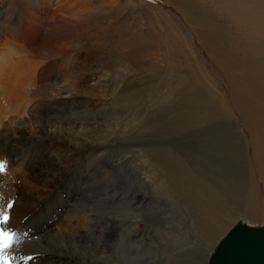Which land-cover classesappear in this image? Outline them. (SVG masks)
Wrapping results in <instances>:
<instances>
[{"label":"rangeland","instance_id":"rangeland-1","mask_svg":"<svg viewBox=\"0 0 264 264\" xmlns=\"http://www.w3.org/2000/svg\"><path fill=\"white\" fill-rule=\"evenodd\" d=\"M260 1L107 0L109 8L101 17L95 16L85 33L88 36H81L93 48L74 49L78 38L70 37L57 43V54L51 59L38 53L40 60L37 61L45 64L40 69L50 75L49 88L44 95L22 100L27 106L23 114L15 115V122L10 126L14 131L13 139L17 141L11 142L6 151L7 142L0 138L4 142L0 143V161L8 163L7 152L12 156L9 160L23 162L22 170L28 169L29 174L38 175L39 170L48 168L42 178H36L40 183L60 180L68 167L75 170L69 182H63L64 186L70 184L79 188L78 196L73 197L72 214L89 211L95 221L92 220L90 230H85V238L68 239L63 234L62 237L54 235L52 241V237L45 238L48 233L40 242L29 244L40 243V246L25 247L26 251H31L29 254L37 249L50 251L57 243L60 244L58 252L65 253L66 257L71 254L66 264H129L131 259L138 264H194V261L208 264L219 240L231 226L237 222L264 224L251 217L254 199L248 196L247 185L253 168L247 164L242 114L236 111L237 104L248 95L221 86L227 83L229 87L228 78L213 69L208 58H202L203 61L196 58L197 43L185 35L186 31L177 28V20L170 14L177 16L176 10L183 17L209 56L227 72L224 73L250 92L254 108L264 104L261 90L264 84V5ZM82 5L81 0H51L46 16L56 23H67L73 12L83 9ZM10 13L4 17L11 22L16 16ZM22 26L27 28L28 23ZM39 26L47 28L44 23ZM13 41L10 45L15 48L17 41ZM30 52L32 49L23 44L21 55L27 61L15 58L19 59L15 67L28 68L36 59ZM33 76L31 70L27 72L26 77L31 81L36 79ZM77 78L83 79L84 85L71 88ZM31 81L27 83L29 91ZM58 90L75 93V100L52 101L49 95ZM35 104V108H29ZM14 107L8 108L9 113L17 109ZM29 109L32 118H28ZM249 112L252 120H264L263 115L253 110ZM3 120L7 122L8 117ZM69 133L80 136L76 144L62 140ZM146 140L167 146H155ZM60 141L61 147L67 150L82 148L83 158L77 154H72L74 158H71L70 153L56 151ZM143 142L145 144L141 145ZM11 171L13 174L6 182L17 190L21 188L23 194L25 177L29 175L17 178L14 170ZM60 189L46 187L44 192L57 193ZM10 190L0 179V203H5V208L12 202ZM67 196L64 194L59 199L65 201ZM42 197L46 202L54 195L44 193ZM214 197L213 203L217 206L214 212L220 210L217 228L212 235L204 229L200 232L199 258L193 259L190 249L187 254H193L192 257L182 255L181 258L177 251L190 247L196 235L190 219L194 224L201 203ZM210 203L207 200L213 207ZM35 204L33 202V207ZM66 208L70 206L62 209ZM12 209L8 210L9 216ZM41 211L37 206L24 219L32 220ZM64 219L63 215L53 219L56 231L60 230ZM2 226L11 229L10 225ZM22 227L30 229L22 224L15 231ZM194 227L199 230L196 224ZM181 244L186 246L179 248ZM175 254L178 257L175 258Z\"/></svg>","mask_w":264,"mask_h":264},{"label":"bare ground","instance_id":"bare-ground-1","mask_svg":"<svg viewBox=\"0 0 264 264\" xmlns=\"http://www.w3.org/2000/svg\"><path fill=\"white\" fill-rule=\"evenodd\" d=\"M20 1H25V3L19 4L14 0H1L0 1V51H1L0 52V70H2L1 71L2 73H0V138H2L3 141L7 142L6 151H8V147L11 145V142L17 141V140L13 139L14 131L12 130V128L10 126H12L13 122H15L16 116H20L21 114H23V110L27 106V104H24L22 102V100L23 99L29 100L30 96L35 97L37 95L38 96L44 95L46 93L47 89L49 88V76L50 75L48 76L47 74H44L43 71L40 69V67L44 68L45 64H42L41 61H37V59L40 58L39 54L42 55L44 58H50L51 56L57 54V47H58L57 43L61 42V40H64V39H67L70 37L78 38V40H77L78 43L77 44L75 43L76 45L74 44V46H75L74 49H79V48H82V49L89 48L90 49V48H93V47H90V45L87 42V39L82 40L83 38L81 36H83V34L87 33V28L90 27L91 23L94 22L95 16L101 17L103 15L104 11L109 8L108 3H106L107 0H100V1L99 0H81V3L83 2V5H82L83 9H80L78 11L73 12L71 14L72 18H71V20H69V22H67V23H63V22L62 23H56L52 18H49L46 16L48 8L51 6V0H20ZM260 2L264 5V1L263 2L260 1ZM160 3L163 5H166L162 2H160ZM261 3L257 5L259 8H260ZM119 10H120V8H119ZM10 12H12V14H15V16H16L15 20L11 21V22L8 21V19L6 17H4L6 14L9 15ZM174 12L177 14V16H175L174 14H172L170 12L169 13L174 17V20L176 19L177 21L180 22L179 23L177 21L176 22L174 21L175 23H177V28L182 29V31H184V32L186 31L185 35H187L191 40H193L197 43V45L195 44L196 50L194 53V55L197 56L196 58H199L201 61H203L205 58H208L209 60H207V62H209L212 65L213 69H216L223 76L228 78L230 88L228 87L227 83L221 85V86H223V88L231 89V90L235 89V90H238V91H236L238 93L244 92V93H247V95H248V97H243L241 102H239L237 104L236 111H237V113L242 114L241 125L244 128V136L245 137L243 139L245 142L244 144H245V152H246V157H247V164L249 167L251 165L253 168L252 169L253 170L252 178L250 180V183L247 185L248 196L251 197V199H254V204L251 205L252 210H253V214L251 217L254 218L256 222H260V224H262L261 221L262 222L264 221V120H255V119L252 120L250 118V114H249L250 112L249 111L253 110L256 113H258L259 115L264 116V104H261L260 106L253 108L252 100L254 98L250 94V92L246 88H244L243 86H241L237 82H235L234 79L229 76V74L228 75L225 74L227 72L223 71L222 69H224V68H220L216 64V61H214L209 56V54L207 53L205 48L202 46L199 39L195 36V34H193L191 32L188 24H186L185 21L183 20V17L180 16V14L176 10H174ZM115 13H116V11H115ZM157 14H156V16H158ZM99 17H97V18H99ZM173 17H172V19H173ZM138 18H137V20H138ZM12 20H13V18H12ZM24 22L28 23L27 28H24L22 26ZM42 23H44V25H47V28L45 30L42 29L41 26H39ZM139 23H141V22H139ZM8 24H11V25H8ZM78 24H80V25L79 26H72V25H78ZM136 25H138V24L136 23ZM118 31H119V29H118ZM120 33H118V34H120ZM87 36H88V34L85 37H87ZM125 37H127V36H125ZM263 38H264V32H263ZM12 40H15L13 42L17 41V43H15V44H17L15 48L12 45H10ZM135 41H136V39H135ZM23 44L26 46H29L32 49V52H30L31 56H32V58H36L35 60L31 61L32 64L30 66H28V68H26L25 66L23 67L19 63H18V65H20V66L15 67V64L17 65V62H19V59L17 61L15 58H22V59L25 58V57H23V55H21ZM8 45H10V46H8ZM263 45H264V42H263ZM11 46H12V48H11ZM2 51H3V53H2ZM60 51H59V54H62L64 52L63 50H62L63 52H60ZM177 54L179 56V53H177ZM28 56H30V55H28ZM175 57H177V56H175ZM179 57H181V56H179ZM202 58H204V59H202ZM38 60H40V59H38ZM25 61H27L26 58H25ZM206 68H207V66H206ZM226 69L227 68H225V70ZM30 70L32 71L34 76H36V77L33 76L34 79L36 78L33 81H31L29 79L30 77H26L27 72ZM17 78L19 79V81H17ZM23 80H25V81L22 82ZM15 81H17V83ZM30 81L32 83L30 86V87H32V90L29 91L28 90L29 88L27 87V83H29ZM19 82H20V84H19ZM85 83H87V82H85ZM82 85H84V80L81 78H77V81H75V85L71 88H75V87L80 88ZM262 85L263 86H262L261 90H262V93L264 94V84H262ZM92 87H94V86H92ZM28 92H30V93H28ZM233 92H235V91H233ZM225 93H227V92H225ZM230 94H233V93H230ZM225 96H226V94H225ZM49 97L52 101L54 100V101H61V102H71V101L75 100L76 94L69 92V91H66V90H58L55 92L54 95H49ZM11 99L13 100V102L11 101ZM11 102H12V105L10 104ZM11 106L12 107L15 106L14 108H17V109L15 111H12V113H9L8 108ZM39 106H41V105L39 104ZM246 106H247V109L244 108ZM33 107L35 108L36 104L33 106H30L29 108H33ZM27 114H28V118L33 117L31 109H29V111H27ZM6 116L8 117L7 122H5L3 120L4 117H6ZM26 127H29V126H26ZM21 130H23V129H21ZM23 131H25V130H23ZM80 133H78V134L80 135ZM78 134H75V133L70 134L69 133V135H67V137L63 136L64 138L62 140L65 142L67 141V143L71 142L72 144H76L77 141L79 140V137H80V136L76 137V135H78ZM82 134L83 133H81V135ZM29 137H30V135H29ZM83 137L85 138V136H83ZM159 138H161V137H159ZM51 139H50V141H52ZM82 139H81V142L87 143V142H85V140H82ZM45 140H46V138H45ZM45 140H43V142ZM54 141H56V140H54ZM146 141H148V140H146ZM148 142H152L153 145H155V146L160 145L159 147H166L167 146L166 144L161 145V143H159V142L158 143H156L154 141H148ZM0 143L3 144L4 142L0 141ZM60 143H61V141L57 144L56 151H59V152L65 151L67 153H70L71 156H73L72 154H77L79 157L83 158L84 153L81 150L82 148L79 150H74V149L73 150L72 149L67 150L64 147H61ZM142 144H145V142L141 143V145ZM77 145L79 146V144H77ZM5 153H6V157L8 159V163L5 165L3 173L0 172V179L2 181H4V187L11 189L10 190V198L12 199L11 203H12V207H13L12 215L9 216V221H8L7 225L11 226V230L16 233L17 237L20 240V242L18 244H14L11 249H6L5 253L12 258V264H43V263H45V264H66L67 260H69L66 258H68V256L71 254H69L66 257L65 253L58 252V251H60V247H59L60 244H57V243L53 244L52 249L50 251L46 250V249H37L34 251V253H31V254H29L31 251H26L25 247L29 248L30 246H33V245L40 246V243H34L33 245H29V244L36 242V241L40 242L42 240V238L45 235H47L48 233H49L48 236H46L45 238L48 239V238L52 237V241H54L55 240L54 235H58V236L62 237V235L64 234V235H66L65 238L76 239L79 237L80 238L84 237V234L86 233L85 230H90L91 224L93 223L92 220L95 221V218L91 215V213L89 211L86 212L85 210L84 211L82 210V211H78V214H76L77 212H75V214H72V213H74L72 211L74 210L73 208H74V204H75V199L73 197L78 196L79 188L74 186V185H70V184H68V186L63 185V182H69V180L72 176V171H75V170L69 169V167H68V169H66L63 174L61 173L62 175L59 174V176L61 175L60 180L58 178V180H56V181L40 183V181H38L36 178H38V177L42 178L43 177L42 173L48 172V168H46L44 170H39L38 175H36L32 172L29 174L28 169L22 170V168L24 167L22 165L23 162H22V164H20L21 162L19 163L18 160H9V158H11L12 156L8 155L7 152H5ZM71 158H74V156ZM16 161H17V164H16ZM26 161H28V160H26ZM83 161H86L85 157H84ZM11 166L14 169H12ZM53 166L57 169L56 164ZM11 170H14L15 176L17 178H22L21 176H23L25 174L29 175L26 177L24 176L25 177V182H24L25 191L23 194H22L21 188H20V190L19 189L17 190L16 187H13L10 183L6 182V180L10 179L11 175L13 174V173H11V172H13ZM51 171H52V169H51ZM52 175H54V174H52ZM46 187H54V188H61V189L57 193H55L56 191H54L53 193L48 192V191L44 192V188H46ZM44 193H45V196L54 195V197H58V198L53 197L52 199L50 198V199L46 200V202H44L43 197H42ZM15 194H17V198L13 199ZM64 194H67L68 196L66 197L65 201H62L59 198H62L64 196ZM132 197H133V195L131 196V198ZM21 198L23 199L22 201H21ZM76 198H78V197H76ZM215 198L216 197H214L212 199H207V200L210 201L211 203H213L214 201H216ZM207 200L205 201V203L200 202L201 203V208L199 209L200 211L198 210L199 213H197V216L194 218V224H196L199 227V230H197L198 228L196 229L194 227V224L192 222L193 219L192 220L190 219L191 225H192L191 227L193 228V230L196 233V235L193 237V240H191V242L189 244L190 247L181 250L179 248H184L186 246V245L181 244V245H179V248L177 247L179 250L177 251V249H176V251L179 253V256L181 258H183L182 255L192 257L193 254H194L193 259H195L196 256H198V258H199L200 252L202 250V248H201L202 243H200V240H201V233L200 232H202L204 229L207 231V233H209L211 231L210 235H212L215 231L214 228H217V223L219 221L218 218L220 217V210H219V212H214L213 208L214 207L217 208V206H215L214 203H213L214 204L213 207L211 205L209 206L208 205L209 203L207 204ZM20 201H21L22 205H21ZM76 201H78V199ZM33 202H36L34 207H33ZM14 203H17V204L13 205ZM85 203H87V202H85ZM4 205H5V203H2V202L0 203L1 209L5 208ZM37 206L41 207V210H42L41 213H39L32 220H30L29 218L24 219L28 215V213L32 212V209H34ZM63 206H70V208L69 209L66 208L64 210V209H62ZM50 208H52L51 213H49L47 216H45L46 212ZM96 210H97V208H96ZM61 215H63V217L65 219L62 221V225L60 226V230L58 231L59 228H57V231H56V227L54 226L56 221H54L53 219L59 218V217H61ZM35 220H38V221L36 222ZM42 220H44V222H41ZM22 224L24 226L26 224L28 227H30V229H26V228L22 227V229H20V230L17 229V232H16L15 228L18 227L19 225H22ZM134 224H135V222H134ZM97 225H96V227H97ZM20 228H21V226H20ZM83 231H84V233H83ZM90 238H92V237H90ZM62 240H63V238H62ZM79 240H81V239H79ZM206 243H208V242H206ZM65 244H67V243H65ZM95 244H97V242ZM95 247H96V245H95ZM95 247H94V249H95ZM90 248L91 247L89 246L88 249H90ZM99 249H101V248H99ZM187 249H190L191 253H193V254L192 255H189L190 253L187 254V252H189V251H187ZM46 251H48V252H46ZM49 252H51V253H49ZM83 252H84V250H83ZM95 252H96V250H95ZM88 253H90V251ZM92 253L94 254V252H92ZM27 254H29L28 255L29 257H32L31 260L25 261V260L20 259L21 256H26ZM75 254H76V252H75ZM98 257H99V252H98ZM176 257H178V255L175 254V258ZM71 258H73V257H71ZM95 260H97V259H95ZM178 260H179V258H178ZM87 261H88V259H87ZM91 262H92V260H91ZM128 263L129 264L130 263L131 264H138L137 262L134 263L133 259L128 260ZM75 264H78V262ZM194 264H196L195 261H194Z\"/></svg>","mask_w":264,"mask_h":264},{"label":"water","instance_id":"water-1","mask_svg":"<svg viewBox=\"0 0 264 264\" xmlns=\"http://www.w3.org/2000/svg\"><path fill=\"white\" fill-rule=\"evenodd\" d=\"M208 264H264V224L237 222L231 226L219 240Z\"/></svg>","mask_w":264,"mask_h":264},{"label":"snow or ice","instance_id":"snow-or-ice-1","mask_svg":"<svg viewBox=\"0 0 264 264\" xmlns=\"http://www.w3.org/2000/svg\"><path fill=\"white\" fill-rule=\"evenodd\" d=\"M5 164L0 161V172L4 171ZM12 207V203L9 202L7 208L0 209V264H12V259L10 256L5 255L6 249H11L14 244L20 242L16 233L11 229H6L2 225H6L9 221L8 209ZM21 260H31L32 257L21 256Z\"/></svg>","mask_w":264,"mask_h":264}]
</instances>
